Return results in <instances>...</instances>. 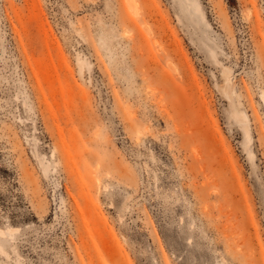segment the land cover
Listing matches in <instances>:
<instances>
[{"label": "rangeland", "instance_id": "obj_1", "mask_svg": "<svg viewBox=\"0 0 264 264\" xmlns=\"http://www.w3.org/2000/svg\"><path fill=\"white\" fill-rule=\"evenodd\" d=\"M0 264H264V0H0Z\"/></svg>", "mask_w": 264, "mask_h": 264}]
</instances>
